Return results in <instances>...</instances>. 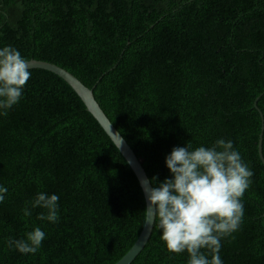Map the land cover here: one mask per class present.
<instances>
[{"label": "trees", "instance_id": "1", "mask_svg": "<svg viewBox=\"0 0 264 264\" xmlns=\"http://www.w3.org/2000/svg\"><path fill=\"white\" fill-rule=\"evenodd\" d=\"M6 46L93 89L153 187L173 178V148L231 141L253 175L219 255L264 264V0H0ZM30 72L20 102L0 115V264H116L146 221L140 181L64 79ZM39 193L59 196L57 222L37 218L47 211L31 207ZM36 227L45 239L35 254L9 247ZM161 234L156 221L133 264H187Z\"/></svg>", "mask_w": 264, "mask_h": 264}, {"label": "clouds", "instance_id": "2", "mask_svg": "<svg viewBox=\"0 0 264 264\" xmlns=\"http://www.w3.org/2000/svg\"><path fill=\"white\" fill-rule=\"evenodd\" d=\"M29 65L15 48L0 49V115L6 116L20 102L31 76ZM191 149L190 143L172 149L166 166L173 178L155 187L146 186L148 206L169 253L186 252L187 264H222L221 240L242 223L241 200L253 173L231 141L220 139L211 147ZM5 193L7 188L0 187V202ZM58 200V195L39 193L31 207L47 210L39 220L55 223ZM24 215H31L27 208ZM44 239L45 232L36 227L23 239H9L8 245L22 254H35Z\"/></svg>", "mask_w": 264, "mask_h": 264}, {"label": "water", "instance_id": "3", "mask_svg": "<svg viewBox=\"0 0 264 264\" xmlns=\"http://www.w3.org/2000/svg\"><path fill=\"white\" fill-rule=\"evenodd\" d=\"M29 63H30L29 70L44 69L53 72L56 75L60 76L62 79H64L73 88V90L85 103L88 111L94 116V118L100 123V125L105 130V132L110 136L111 140L120 150L122 155L125 157L129 165L133 169L134 173L138 177L140 184L144 190V194L147 202L146 221L143 230L138 240L134 244V246L121 260H119L116 263V264H133L136 261V259L140 256V254L143 252L148 242L150 241L156 225V221L154 222L152 218V208L148 206V199L145 193L146 186L153 187V185L148 176V173L146 172L143 160L134 151V149L130 146L128 141L123 137V135L118 131L115 125L105 114V112L103 111V109L101 108V106L99 105V103L95 98L93 89L87 87L81 80H79L71 72L67 71L66 69L56 64L46 61H39V60H30ZM256 108L259 109L258 106ZM259 111L264 120L261 110ZM263 137H264V121H263L260 144H259L260 158L264 164Z\"/></svg>", "mask_w": 264, "mask_h": 264}, {"label": "bare ground", "instance_id": "4", "mask_svg": "<svg viewBox=\"0 0 264 264\" xmlns=\"http://www.w3.org/2000/svg\"><path fill=\"white\" fill-rule=\"evenodd\" d=\"M124 137V136H123Z\"/></svg>", "mask_w": 264, "mask_h": 264}]
</instances>
